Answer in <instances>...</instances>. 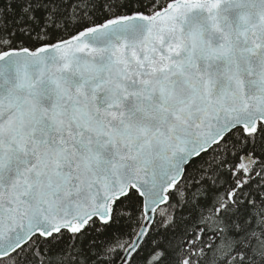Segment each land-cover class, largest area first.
Instances as JSON below:
<instances>
[{"label":"snow or ice","instance_id":"obj_1","mask_svg":"<svg viewBox=\"0 0 264 264\" xmlns=\"http://www.w3.org/2000/svg\"><path fill=\"white\" fill-rule=\"evenodd\" d=\"M0 264H264V0H0Z\"/></svg>","mask_w":264,"mask_h":264}]
</instances>
